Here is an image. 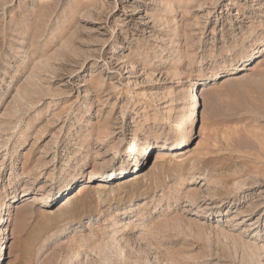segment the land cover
<instances>
[{"label": "rangeland", "instance_id": "obj_1", "mask_svg": "<svg viewBox=\"0 0 264 264\" xmlns=\"http://www.w3.org/2000/svg\"><path fill=\"white\" fill-rule=\"evenodd\" d=\"M0 264H264V0H0Z\"/></svg>", "mask_w": 264, "mask_h": 264}, {"label": "bare ground", "instance_id": "obj_2", "mask_svg": "<svg viewBox=\"0 0 264 264\" xmlns=\"http://www.w3.org/2000/svg\"><path fill=\"white\" fill-rule=\"evenodd\" d=\"M176 145L179 147V146H182V143H177ZM184 145H186V144H184ZM153 147H154V146H153ZM146 148H147V147H146ZM146 148H145V149H146ZM109 173H110V172H109ZM97 175H104V173H103V174L99 173V174H97ZM98 177H100V176H98ZM83 185H84V184L81 185V189H80L78 192H81L83 189H85V186H83Z\"/></svg>", "mask_w": 264, "mask_h": 264}]
</instances>
